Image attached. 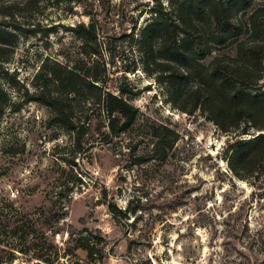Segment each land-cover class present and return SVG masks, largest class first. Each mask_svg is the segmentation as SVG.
<instances>
[{
    "label": "rangeland",
    "instance_id": "obj_1",
    "mask_svg": "<svg viewBox=\"0 0 264 264\" xmlns=\"http://www.w3.org/2000/svg\"><path fill=\"white\" fill-rule=\"evenodd\" d=\"M171 1L0 0V28L14 35L12 44H0V85L9 96L0 114V227L14 221L31 231L24 252L0 236V264H46L38 255L48 248L59 253L55 264H140L147 255L153 264H264V172L243 179L228 162L235 141L261 131L236 136L200 109H180L162 73L145 68L137 41L155 18L152 9ZM259 6L264 0L251 11ZM90 22L98 45L84 47L73 29ZM94 48L96 54H86ZM235 53L228 45L213 55ZM93 62L109 72L107 91L119 95L121 84L131 91L125 97L139 117L109 136L107 115L76 99L70 104L77 121L88 128L78 141L48 124L50 108L28 99L42 71L61 65L87 71ZM193 84L186 76L181 92ZM56 90L50 83L45 95ZM154 133L162 134L157 149ZM109 204L129 211L120 218ZM91 235L104 239L102 262L90 261L77 244ZM135 238L141 245L130 253Z\"/></svg>",
    "mask_w": 264,
    "mask_h": 264
},
{
    "label": "trees",
    "instance_id": "obj_2",
    "mask_svg": "<svg viewBox=\"0 0 264 264\" xmlns=\"http://www.w3.org/2000/svg\"><path fill=\"white\" fill-rule=\"evenodd\" d=\"M254 2L172 0L169 8L158 3L152 9L155 18L144 27L137 41L146 70L162 73L170 98L180 109L190 113L200 109L222 131L233 132L236 136L247 134L252 128L261 131L251 139H240L232 144L229 166L243 179L250 176L257 179L264 172V88L260 86L264 78V6L251 11ZM73 30L82 38L84 47L90 42L98 45L94 22L79 23ZM13 36L0 28V44H12ZM228 45H235L234 55H213L214 51ZM85 52L96 54L98 51L94 48ZM208 57L211 58L207 61ZM108 73L106 67L102 72L98 71L96 62L87 71L78 65H61L59 69L44 70L38 76L43 80L37 85L38 91L30 95L28 101L40 102L50 108L48 124L60 126L79 141L87 134L88 128L85 122L78 123L75 108L70 103L82 99L91 103L89 109L98 107L107 115L109 136H117L136 123L139 111L125 97L131 91L123 84L120 85L119 95L107 91ZM186 76L192 79L194 86L182 93L181 82ZM50 83L56 86V94L46 96ZM86 91L90 95H86ZM177 97L184 99L185 103H178ZM8 98L0 85V114ZM154 136L157 149L162 134L154 133ZM109 208L120 218L129 211V208L123 211L113 204H109ZM27 233L31 234V231L14 221L0 227V236H8L12 240L9 246L13 251L24 252L22 245ZM45 236L46 240L49 239V234ZM18 238L20 243L17 244ZM102 241L104 239L93 235L81 236L77 244L87 251L90 261L102 262L105 258ZM139 245L141 243L137 238L131 239L130 253L133 246ZM36 246L37 243H34L30 249ZM58 254V251L53 253L48 248L44 255L38 257L46 264H55L53 257ZM152 258L148 255L139 257L140 264H153Z\"/></svg>",
    "mask_w": 264,
    "mask_h": 264
}]
</instances>
